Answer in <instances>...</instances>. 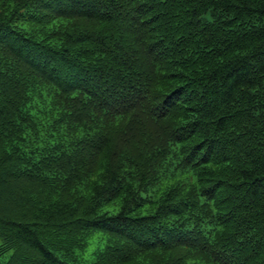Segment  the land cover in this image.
Wrapping results in <instances>:
<instances>
[{"label":"trees","instance_id":"1","mask_svg":"<svg viewBox=\"0 0 264 264\" xmlns=\"http://www.w3.org/2000/svg\"><path fill=\"white\" fill-rule=\"evenodd\" d=\"M96 229L91 264H264V0H0V264Z\"/></svg>","mask_w":264,"mask_h":264},{"label":"rangeland","instance_id":"2","mask_svg":"<svg viewBox=\"0 0 264 264\" xmlns=\"http://www.w3.org/2000/svg\"><path fill=\"white\" fill-rule=\"evenodd\" d=\"M102 211H107L108 213L112 214L117 211V206L112 204L105 205L102 208ZM111 234L107 231L102 229L93 230L89 237H88V245L85 250L78 251V264H91L93 260V253L97 249L103 248L107 243H110Z\"/></svg>","mask_w":264,"mask_h":264}]
</instances>
